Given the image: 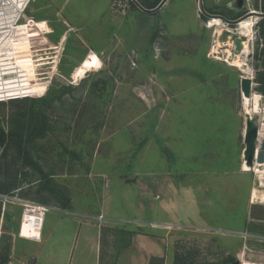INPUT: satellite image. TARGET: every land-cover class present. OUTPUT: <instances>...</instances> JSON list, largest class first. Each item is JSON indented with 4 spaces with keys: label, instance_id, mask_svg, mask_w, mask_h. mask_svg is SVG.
<instances>
[{
    "label": "rangeland",
    "instance_id": "374dc122",
    "mask_svg": "<svg viewBox=\"0 0 264 264\" xmlns=\"http://www.w3.org/2000/svg\"><path fill=\"white\" fill-rule=\"evenodd\" d=\"M63 1L34 0L36 8L49 2L51 9L28 8L26 17L47 29L41 19L56 21L54 7ZM237 2L167 0L145 12L134 0H68L62 10L67 24L54 22L50 35H28L27 28H19L5 58L19 68L15 86L23 99L0 102V264L25 255L30 261L41 249L49 250L46 243L18 237L25 226L19 200L89 217L104 213L121 230L140 226L137 232L164 240L168 249L151 264H264L258 254L264 251V226L256 222L241 236L197 227L168 231L161 226L150 232V224L135 217L148 192L138 180L149 176L156 178V186L165 181L167 192L152 191L150 198L166 199L170 206L177 201L174 190L181 177L184 184L190 182L184 188L197 193L200 211L213 204L245 211L246 193L249 197L253 188V200L258 195L256 174L241 172L242 75L208 56L214 31L205 24L217 17L210 13L218 11L229 20L242 14L231 20L237 23L252 18L246 78H253L251 95L264 97V20L252 14L261 13L264 0H242L239 9ZM237 23L226 27L234 30ZM38 110L41 125L29 136L27 127L36 123L30 116ZM263 112L254 115L255 122L262 121ZM263 131L257 127L256 146ZM60 211L46 214L45 230L56 229L57 217L71 218ZM263 214L264 209L256 215ZM150 215L146 210L145 217ZM224 219L218 212L212 217L219 227ZM227 223L236 224L231 218ZM78 235L70 255L57 249V264H80ZM142 250L130 248L140 264L145 260ZM39 257L38 263L43 254Z\"/></svg>",
    "mask_w": 264,
    "mask_h": 264
},
{
    "label": "crops",
    "instance_id": "0c3cea01",
    "mask_svg": "<svg viewBox=\"0 0 264 264\" xmlns=\"http://www.w3.org/2000/svg\"><path fill=\"white\" fill-rule=\"evenodd\" d=\"M67 1L68 0H64L59 6L54 7V17H56V21H51L49 18H44L41 20L45 21L49 26H52L54 22V25L59 24V21L61 26L66 25V21L68 20L63 17L64 14L62 10L65 7ZM45 4L49 5L41 8H36V3L34 2V0H32L29 5V9L32 11L51 9V5L49 2ZM51 28L55 29L54 26ZM246 122L247 120H245V124ZM255 130L257 131V125ZM241 135L244 141L245 136L243 134V130ZM258 148L259 149L255 147V150L259 151L261 149V145H259ZM244 149H242L241 152V172H253L254 174H256L254 168H252L251 171H245L243 169ZM182 178L183 177H181V179H179V181H177L176 183L174 193L177 201L174 205L171 206L170 202L166 199L155 201L152 200V197L150 198L149 196L152 195V191H158L160 195L167 194V192L165 191L166 189L164 188V185L166 184L165 181L161 180V184L156 186V183L158 182H156V178H152V176H149V178H147L148 180H138L139 182L137 183V185H141L142 183L145 187H147L148 192H144L143 194L144 202L147 201V203H144L143 209H141V206L139 205L135 217L139 219L138 221H144L145 224H150V232L155 229H163L161 228V226H165L166 228L164 229H169L168 231L174 228L179 231L183 230L182 228L197 227L207 231H212L215 229H225L224 231L228 230V232H235L236 234L239 233V235L241 236H246L248 235V228L253 225V223L256 222L264 226V214L260 217L259 215H256L264 209V174H256L257 186L260 190L258 191V195L254 197V200L252 193L253 188L251 189L249 197L248 193H246V197L244 198V207H247V210L245 209V211L244 208L242 210H232L231 207H224L223 209H221L220 207L216 206V204L208 205L200 211L198 205L196 204V202L199 201L197 193L192 189H185L183 185L190 184V182L184 184V179ZM223 179L225 181L226 177L224 176ZM192 181L194 180L192 179ZM191 183L194 185L195 181ZM177 185L180 188L179 191ZM134 191L136 192V190ZM231 191L228 192L230 193V195ZM259 197H261V200L255 201ZM146 210H148V213L151 214L150 216L152 217H145ZM60 212L71 216V218L57 217V221L55 223L56 229H51L49 231L45 230L44 222L40 242H30L39 245L46 243L49 247V250L47 251L44 248L41 249L37 254H33L30 261H27L26 255L24 254L25 256H21L18 261H13L10 264H41L43 262L44 264H57V257L60 256L61 250L65 249L66 256L67 253L68 255L71 254V250L74 249V240L78 238V234H80V250H78L77 253L81 258L80 264H140V260L137 261V257L134 256V253L130 251L131 247L135 249L138 248L140 250L143 249L141 251L142 255L145 257L143 264H148V262L149 264H151L153 258H157L159 260L163 259L164 254H166L165 252L168 251V249H165V246L163 245V243L165 242L164 240H156L155 238H151L149 237L150 233L141 234L137 232V229H141L139 228L140 226H138V228L131 227V229L128 228V230H121L119 225H115L114 222L109 221L110 219L107 218V214H100L99 216H101L102 219H99L98 215L89 217L86 214H70L69 210L66 209H62ZM216 212H218V214L225 218L224 223L221 227H219V224L216 225L212 220V217ZM227 218H231V221L235 222L236 224H228ZM133 221H136L135 218H133ZM21 229L24 231V233L22 237L21 235H19V237L21 239H24V241L29 240L32 237L39 236V232L37 230L27 228L26 226H22ZM260 236H262L261 238H264V235ZM120 242H122L123 244L119 245ZM52 248H54L53 251ZM57 249H60V253H57ZM114 250L117 251L115 254ZM124 252L129 253L127 255V253L125 254ZM261 252L263 253L258 254H263L264 256V251ZM40 254H43V259L42 262L38 263Z\"/></svg>",
    "mask_w": 264,
    "mask_h": 264
},
{
    "label": "built area",
    "instance_id": "2783aa9c",
    "mask_svg": "<svg viewBox=\"0 0 264 264\" xmlns=\"http://www.w3.org/2000/svg\"><path fill=\"white\" fill-rule=\"evenodd\" d=\"M31 1L32 0H0V102L23 99V98H19V87L15 86V84H17V81L19 82V77H16V74L17 76L19 75V68L12 67L5 58L7 53L6 49L9 48L12 42V38L15 35V31L18 28L25 27L27 28L28 35L33 31L32 34L36 33L38 37L50 35L52 33L51 29H49L50 28L49 25L45 21L42 22L47 24V29H49L50 31L44 28L43 29L39 28L36 22H32L30 18L26 17V12L29 8ZM257 14L258 16H262L261 19L264 20L263 13H257ZM221 22L225 26H229L226 22L223 21ZM254 26H256L255 28L256 33L258 34L260 32L259 22H255ZM262 28H263L262 37L264 39V23ZM261 42L262 39H260V44ZM30 49L32 50L31 46ZM33 57L31 51V58L29 60L31 61ZM32 66L35 67L33 64ZM15 69H17V72L12 73ZM54 73H56V71ZM9 81H14V82L9 83ZM250 81H251V92H252L254 85L253 79H250ZM29 97H24V98H29ZM36 97L39 98L42 96H36ZM261 106H262V110L264 111V97H262ZM261 120L262 121H258V122L256 121L257 123L256 125L257 127L259 126L260 129L264 128V112L262 113ZM258 137H261V140L260 141L259 139L257 140L258 144L257 146L255 145L256 147H259V145H261V143L264 142V131L261 134H259ZM19 202L22 207L21 217L23 220L21 221L23 222V224H25L27 228L37 230L39 232V236L32 237L29 239V241L38 243L40 242L41 239V232L43 229L44 218L46 214L49 213L50 211H60V209L54 206L43 205L28 200H19ZM99 219H102L101 216L99 217ZM19 235L20 234L18 233V237Z\"/></svg>",
    "mask_w": 264,
    "mask_h": 264
},
{
    "label": "bare ground",
    "instance_id": "6f19581e",
    "mask_svg": "<svg viewBox=\"0 0 264 264\" xmlns=\"http://www.w3.org/2000/svg\"><path fill=\"white\" fill-rule=\"evenodd\" d=\"M252 14H256V12H252ZM205 27L214 31L213 42L210 46L208 56L213 60L225 62L228 66L237 69L241 73L242 77L246 78V76L250 73L249 68L245 64V58H247L251 53V41H253L252 18L239 21L236 29L234 30L223 26L221 20L217 18L209 19L205 24ZM223 36H225V40L222 42L220 39ZM234 36H236L235 39H233ZM222 45H225L224 47L227 48L223 51L225 56H222V53L219 52ZM237 46L240 47L239 50L236 49ZM229 47L234 48V52L229 50ZM241 99L243 113L245 116L244 119L247 120L243 128V134L246 136L252 128L256 129L254 115L256 116L260 114L262 95L254 92L250 98L241 97ZM248 122H251L252 125H249ZM256 151L257 150L254 149L252 152L249 148L245 147L243 152V169L245 171H251L252 168H254L256 174L261 175L264 174L262 171L264 170V156L260 155V150Z\"/></svg>",
    "mask_w": 264,
    "mask_h": 264
},
{
    "label": "water",
    "instance_id": "95a60500",
    "mask_svg": "<svg viewBox=\"0 0 264 264\" xmlns=\"http://www.w3.org/2000/svg\"><path fill=\"white\" fill-rule=\"evenodd\" d=\"M241 1H242V0H238V2H237V5H238L237 7H238V9H239L240 6H241ZM166 2H167V0H162V1L160 2V4L157 6V8H155V9H153V10H144V9H142V10L145 11V12H154L155 10H157L158 8H160L161 6H163ZM135 3H136V2H135ZM136 4H137V3H136ZM137 5H138V4H137ZM138 7H139V5H138ZM139 8H140V7H139ZM201 11H203V10L201 9ZM238 11H239V10H238ZM203 12H204V11H203ZM204 13H205V12H204ZM253 15H258V14H253ZM206 16H208V17H212V16H210V15H208V14H206ZM216 18L220 19V20L223 21V22H226L229 26H230V25H233V24H235V23H237V21L226 20V19H224V18H222V17H220V16H217ZM239 20H240V19H239ZM237 24H238V23H237ZM235 38H236V36H234L233 39H235ZM224 40H225V36H223V37L220 39V41H222V42H223ZM236 49L239 50L240 47L237 46ZM239 85H240V95H241L242 97L250 98V96H251V81H250V79L245 78V77L240 78V83H239ZM254 121H255V119H254ZM248 124H249V125H252L251 122H248ZM255 133H256V130H255L254 128H252V129L246 134V136H245V138H244L245 147L249 148L252 152H253V150L255 149V143H254ZM260 155L264 156V144H261ZM250 159H251V158H250Z\"/></svg>",
    "mask_w": 264,
    "mask_h": 264
},
{
    "label": "trees",
    "instance_id": "16d2710c",
    "mask_svg": "<svg viewBox=\"0 0 264 264\" xmlns=\"http://www.w3.org/2000/svg\"><path fill=\"white\" fill-rule=\"evenodd\" d=\"M162 0H134V2H136L140 8L144 9V10H153L155 8H157V6L160 4ZM207 13V12H206ZM210 13V12H209ZM261 13L264 14V6L261 7ZM208 14V13H207ZM211 15H216V16H220L226 20H229L228 18V15L226 14H221L220 12L218 11H214L212 13H210ZM242 16V14H236L235 18L231 19V20H237L239 19L240 17ZM42 22V21H41ZM44 23V22H42ZM46 24V23H45ZM19 30V28L15 31V34L16 32ZM72 75L74 76V72L72 73ZM72 76V77H73ZM31 118L30 119H35L36 120V123L35 125L32 126V124H30L28 127H27V132L29 134V136H32L33 133L35 131H37V125H41V122L39 121L42 120V116H40V112L39 110L35 112H33L30 116ZM38 122V123H37ZM0 143H3V139L1 138L0 136ZM41 204V203H40ZM45 205H48V204H45Z\"/></svg>",
    "mask_w": 264,
    "mask_h": 264
}]
</instances>
